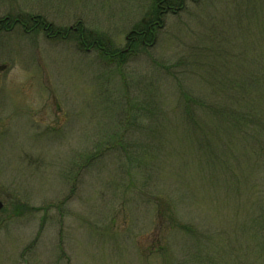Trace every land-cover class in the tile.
<instances>
[{"label":"rangeland","instance_id":"rangeland-1","mask_svg":"<svg viewBox=\"0 0 264 264\" xmlns=\"http://www.w3.org/2000/svg\"><path fill=\"white\" fill-rule=\"evenodd\" d=\"M152 1L0 0V264H264V0Z\"/></svg>","mask_w":264,"mask_h":264},{"label":"trees","instance_id":"trees-1","mask_svg":"<svg viewBox=\"0 0 264 264\" xmlns=\"http://www.w3.org/2000/svg\"><path fill=\"white\" fill-rule=\"evenodd\" d=\"M184 1L185 0H153L150 9L142 18V21L137 24L135 28H133L137 32L136 36L138 37V41L134 42V50L138 49L141 46L145 47L151 45L156 36L157 28L161 26L162 17L169 12L176 13L177 10L183 7ZM0 23L3 28L22 26L26 30H30L32 32L40 28L41 30L45 31L49 37L52 38L66 36V34H62L61 29H55L52 23H49L48 21H46L44 16L40 15L32 16L30 18L15 16L13 17L12 15H9L4 19L3 22ZM144 32H146L145 37L143 36ZM104 33H92L79 24L78 27L73 30L76 41L83 49L88 50L93 47L100 51V53L105 58L111 60L117 59L119 61H122L124 59L123 52H118V50L110 49L108 47L110 39ZM186 112L187 115H190L189 110H187Z\"/></svg>","mask_w":264,"mask_h":264},{"label":"flooded vegetation","instance_id":"flooded-vegetation-1","mask_svg":"<svg viewBox=\"0 0 264 264\" xmlns=\"http://www.w3.org/2000/svg\"><path fill=\"white\" fill-rule=\"evenodd\" d=\"M1 27V26H0ZM36 28H38V27H36ZM30 31V30H29ZM134 32V31H133ZM144 37L146 36V32H144V35H143ZM127 39L130 41V45L129 46H131V48H132V46H133V44H135L134 42H136V41H138V37L137 36H134V35H129L128 37H127Z\"/></svg>","mask_w":264,"mask_h":264},{"label":"water","instance_id":"water-1","mask_svg":"<svg viewBox=\"0 0 264 264\" xmlns=\"http://www.w3.org/2000/svg\"><path fill=\"white\" fill-rule=\"evenodd\" d=\"M3 207H4V203H3V201L0 199V211L3 209Z\"/></svg>","mask_w":264,"mask_h":264}]
</instances>
